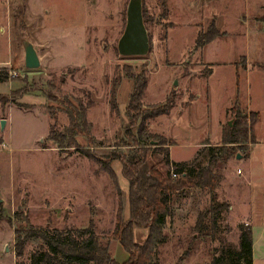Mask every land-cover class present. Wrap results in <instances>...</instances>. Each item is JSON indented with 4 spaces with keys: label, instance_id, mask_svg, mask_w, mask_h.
I'll use <instances>...</instances> for the list:
<instances>
[{
    "label": "rangeland",
    "instance_id": "1",
    "mask_svg": "<svg viewBox=\"0 0 264 264\" xmlns=\"http://www.w3.org/2000/svg\"><path fill=\"white\" fill-rule=\"evenodd\" d=\"M128 1L0 0V69L9 76L0 82V264H30L43 242L36 232L42 227L65 231L91 224L113 253L117 241L110 234L119 201L127 205L128 182L120 162L109 164L113 178L98 158L135 149L125 134L126 106L142 82V108L173 102L145 123L147 161L168 153L171 161L209 166L208 149L217 146L210 166L221 176L215 193L230 205L211 239L194 227L209 205L208 189L175 194L158 263L211 264L217 249L238 246L237 219L249 216L255 230L261 226L264 0H142L150 49L122 56L117 40ZM24 40L36 49L37 69L25 67ZM63 97L85 107L94 143L74 135L78 145L69 144ZM237 115L246 117L247 136L223 147L232 152L226 158L218 146ZM254 257L264 264V255L256 251Z\"/></svg>",
    "mask_w": 264,
    "mask_h": 264
},
{
    "label": "trees",
    "instance_id": "2",
    "mask_svg": "<svg viewBox=\"0 0 264 264\" xmlns=\"http://www.w3.org/2000/svg\"><path fill=\"white\" fill-rule=\"evenodd\" d=\"M144 21V19H143ZM8 71L0 69V82L8 78ZM144 90V82L135 86L129 96L126 106V115L130 119L125 128V134L133 138L135 149L124 154L117 151H109L103 154L98 160L102 166L106 167L109 174L114 178V171L109 167L113 160L120 162L122 176L128 182V205L129 218L124 219L123 202L119 201L116 209V219L110 239L122 245L128 256L122 263L115 260L113 253L109 249V242L102 241L90 224L85 228L74 230H57L48 227L37 229L43 240L42 244L30 256V264H159L156 260L157 248L166 241L162 226L172 213L170 207L174 195L194 189H208L210 195L209 205L200 212L194 227L197 233L215 238L219 230L224 213L229 210V203L221 201L215 193V189L221 181V176L213 171L211 161L217 158L214 152L215 147H209V166L199 162H175L171 161L166 153L162 159L156 162L147 161L150 136L144 134L146 121L149 117L158 114H165L172 107L173 102L167 101L161 107L147 110L142 108L140 99ZM18 93H23L22 89ZM61 103L65 106L69 121L68 131L71 133L70 142L78 145L74 135L85 136L89 143H94V137L89 134V122L85 119V107L75 104L68 97H63ZM238 116L236 123L228 122L227 128L223 132V140L218 146L220 153H225L226 158L232 154L224 149L228 143L239 142L247 136L246 117ZM137 127L136 134L132 130ZM53 133V131H52ZM151 135V134H150ZM57 134H52L54 139H58ZM145 138V139H144ZM158 144H164L162 141ZM68 145V146H72ZM59 146L63 147V141H59ZM146 146V147H145ZM89 157H96L90 151L85 152ZM170 166L166 171L159 167ZM175 174V176H172ZM119 196V192H118ZM238 246L226 245L220 247L212 255L211 264H253L251 227L247 224H239ZM147 229V237L142 243L134 241V228ZM30 232H34L30 229ZM16 245L21 247L22 240L18 235ZM21 255V249L17 256Z\"/></svg>",
    "mask_w": 264,
    "mask_h": 264
},
{
    "label": "water",
    "instance_id": "3",
    "mask_svg": "<svg viewBox=\"0 0 264 264\" xmlns=\"http://www.w3.org/2000/svg\"><path fill=\"white\" fill-rule=\"evenodd\" d=\"M142 0H129L126 7L125 27L117 42L118 53L122 56H143L150 49L151 40H149L146 26L143 22ZM24 48L23 60L27 69H37L40 65V59L33 44L29 41H22ZM1 127L4 126V120H0ZM236 158H240L237 154Z\"/></svg>",
    "mask_w": 264,
    "mask_h": 264
},
{
    "label": "crops",
    "instance_id": "4",
    "mask_svg": "<svg viewBox=\"0 0 264 264\" xmlns=\"http://www.w3.org/2000/svg\"><path fill=\"white\" fill-rule=\"evenodd\" d=\"M172 158V157H171ZM175 162H180V161H175ZM122 170V167L120 169V172ZM115 173V172H114ZM125 179V178H124ZM126 180V179H125ZM127 182V181H126ZM127 192H128V187H127ZM125 220L129 218V205H128V200H127V205L123 207V212ZM239 222L236 224L237 229H239V224H244L246 223L248 226L251 227V241H252V257H253V264H255V254L256 251H258V255H264V215L261 217L260 220V227L255 230L254 226L252 225L251 218L249 216H246V218H239L237 219ZM244 224V225H246ZM147 229L144 228H134V241L137 243H142L146 237H147ZM238 235H239V230H238ZM115 248L113 250V256L116 261H119L122 263L123 260H125L128 256L127 252L124 250L122 245H119L117 242L115 244Z\"/></svg>",
    "mask_w": 264,
    "mask_h": 264
},
{
    "label": "built area",
    "instance_id": "5",
    "mask_svg": "<svg viewBox=\"0 0 264 264\" xmlns=\"http://www.w3.org/2000/svg\"><path fill=\"white\" fill-rule=\"evenodd\" d=\"M173 176H175V174H172Z\"/></svg>",
    "mask_w": 264,
    "mask_h": 264
}]
</instances>
